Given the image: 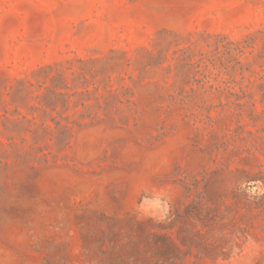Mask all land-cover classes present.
Returning a JSON list of instances; mask_svg holds the SVG:
<instances>
[{
	"label": "rangeland",
	"instance_id": "rangeland-1",
	"mask_svg": "<svg viewBox=\"0 0 264 264\" xmlns=\"http://www.w3.org/2000/svg\"><path fill=\"white\" fill-rule=\"evenodd\" d=\"M0 264H264V0H0Z\"/></svg>",
	"mask_w": 264,
	"mask_h": 264
}]
</instances>
